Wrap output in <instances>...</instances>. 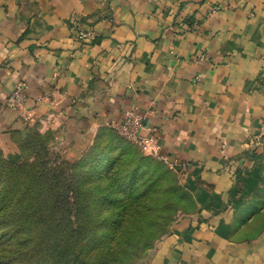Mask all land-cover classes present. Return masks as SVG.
Wrapping results in <instances>:
<instances>
[{
    "label": "crops",
    "instance_id": "crops-1",
    "mask_svg": "<svg viewBox=\"0 0 264 264\" xmlns=\"http://www.w3.org/2000/svg\"><path fill=\"white\" fill-rule=\"evenodd\" d=\"M125 114L196 204L140 264H264V0H0L7 160L34 131L87 152Z\"/></svg>",
    "mask_w": 264,
    "mask_h": 264
},
{
    "label": "trees",
    "instance_id": "trees-1",
    "mask_svg": "<svg viewBox=\"0 0 264 264\" xmlns=\"http://www.w3.org/2000/svg\"><path fill=\"white\" fill-rule=\"evenodd\" d=\"M14 142L19 162L0 151V264H140L178 213L196 209L186 167L172 173L115 131L73 164L51 161L37 131Z\"/></svg>",
    "mask_w": 264,
    "mask_h": 264
},
{
    "label": "built area",
    "instance_id": "built-area-1",
    "mask_svg": "<svg viewBox=\"0 0 264 264\" xmlns=\"http://www.w3.org/2000/svg\"><path fill=\"white\" fill-rule=\"evenodd\" d=\"M219 10L218 7H215L213 11ZM77 41L80 42L82 45H90L96 40V31L89 27L84 31L77 32ZM27 99L22 91V86H17L11 94L8 96L6 100V107L11 110H15L21 113H25V105ZM141 127L140 119L134 117L131 114H125L121 125L118 127V133L128 139L129 141L139 145L142 149H146L148 145L147 140H142L138 137V130ZM165 164L169 165L171 168H175L181 166L182 169L185 168L184 165H177L171 164L168 162L163 161Z\"/></svg>",
    "mask_w": 264,
    "mask_h": 264
},
{
    "label": "rangeland",
    "instance_id": "rangeland-1",
    "mask_svg": "<svg viewBox=\"0 0 264 264\" xmlns=\"http://www.w3.org/2000/svg\"><path fill=\"white\" fill-rule=\"evenodd\" d=\"M123 137V136H122ZM50 138V137H49ZM123 138H125V137H123ZM125 140L127 141L128 139H126L125 138ZM129 141V140H128ZM129 142H131V141H129ZM133 143V142H132ZM49 147H50V150H51V152H52V154L53 155H50V160L51 161H53V162H55V161H57V158H55L56 156H58V163H60V162H63V163H70V164H73V163H75V162H77V161H79L80 159H82V157H84V155H85V151L83 152V153H64L60 148H58L57 146L56 147H52V144L50 143L49 144ZM144 149H142V152H143V154H144V156H150V155H148V154H146L144 151H143ZM119 153V151H115V152H113L112 154H111V157H115L117 154ZM67 154V155H66ZM54 159V160H53ZM21 160V158H19V160L18 161H16V162H19ZM29 161H31V159L29 160ZM109 161V160H108ZM157 161V160H156ZM107 164V160H103L102 161V166H105ZM163 164H164V162H163ZM166 167H167V169L168 170H170L172 173H174L173 171H174V168H171L169 165H167V164H164ZM174 175H176V174H174ZM144 177H146V176H144ZM144 177H141V178H144ZM155 177V176H154ZM92 179H90L91 180V182H93L94 181V177H91ZM147 178V177H146ZM158 183H159V185H158V189H159V194H162L164 197L166 196L165 195V189H167L166 187H165V180L161 177L159 180H158ZM157 205H159V204H157ZM156 205V206H157ZM155 206V203H153V204H150V208H154V207H156ZM185 215L184 214H182V213H178V215H176L175 216V221H177L179 218H181V217H184ZM111 236V235H110ZM103 241V240H102ZM158 243V242H157ZM157 243H155L154 245H156ZM155 247V246H154ZM150 254V253H149ZM149 254L146 256V257H144L145 259L144 260H146L147 258H148V256H149ZM143 260V261H144Z\"/></svg>",
    "mask_w": 264,
    "mask_h": 264
}]
</instances>
